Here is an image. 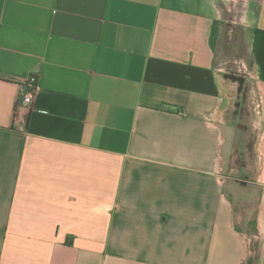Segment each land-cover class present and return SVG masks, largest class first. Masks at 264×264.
<instances>
[{"label":"crops","instance_id":"1","mask_svg":"<svg viewBox=\"0 0 264 264\" xmlns=\"http://www.w3.org/2000/svg\"><path fill=\"white\" fill-rule=\"evenodd\" d=\"M218 5L0 0V264H264V0L241 78Z\"/></svg>","mask_w":264,"mask_h":264},{"label":"rangeland","instance_id":"2","mask_svg":"<svg viewBox=\"0 0 264 264\" xmlns=\"http://www.w3.org/2000/svg\"><path fill=\"white\" fill-rule=\"evenodd\" d=\"M217 1L219 3L218 6L222 11L221 22L223 38L221 43V54L224 57V62H226L225 71L233 78H241L243 75L241 59L246 51V37L244 36V29L241 21L246 0ZM237 163H239V160ZM242 211L243 218L247 215H251L246 206H242Z\"/></svg>","mask_w":264,"mask_h":264},{"label":"built area","instance_id":"3","mask_svg":"<svg viewBox=\"0 0 264 264\" xmlns=\"http://www.w3.org/2000/svg\"><path fill=\"white\" fill-rule=\"evenodd\" d=\"M27 90L24 94L19 98V104L31 106L34 98V94L37 90L36 79L34 77H30L27 81Z\"/></svg>","mask_w":264,"mask_h":264}]
</instances>
